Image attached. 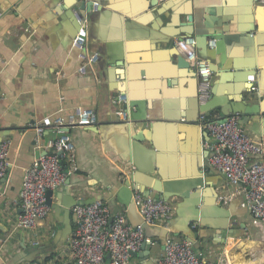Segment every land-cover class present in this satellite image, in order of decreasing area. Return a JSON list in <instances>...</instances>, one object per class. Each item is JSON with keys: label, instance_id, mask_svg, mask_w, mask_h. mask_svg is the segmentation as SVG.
Instances as JSON below:
<instances>
[{"label": "crops", "instance_id": "obj_1", "mask_svg": "<svg viewBox=\"0 0 264 264\" xmlns=\"http://www.w3.org/2000/svg\"><path fill=\"white\" fill-rule=\"evenodd\" d=\"M153 1L0 0V135L10 142V167L0 186V264H76L68 248L77 230L73 210L79 203L103 201L113 214H125L133 227L141 225L132 204L137 190L121 183L123 170L134 172L141 183L135 188L141 190L169 182L171 195H180L184 182L205 180V186L191 193H200L198 209L172 197L171 220L145 229L156 244L134 253L129 264H157L167 240L185 239L188 232L198 234L196 244L206 261L264 264V225L252 223L242 188L231 185L210 162V168L198 171L199 163H206L207 143L213 142L205 123L221 119L222 110L230 114L237 105L233 99L244 106L239 95L243 87L256 97L251 104L259 105L261 112L241 114L242 127L255 141L264 138V9L259 0ZM91 2L99 5L97 11ZM197 5L210 8L209 18L223 17L219 30L225 29V40L214 48L206 37L197 39V54L209 60L213 70L215 94L204 107L197 99L195 69L181 66L175 46L188 36L185 13L194 12ZM76 12L85 21V51L99 56L83 75L73 46L81 29ZM254 65L261 69L259 75ZM120 93L128 102L116 105ZM137 102L143 103V112L133 106ZM77 107L94 109L98 123L69 129L74 151L62 163L73 173L54 192L49 216L34 229H17L25 171L46 154V144L60 136L53 128L38 138L36 125ZM126 110L131 119L158 121L151 129L137 124L130 130L131 123L117 115ZM135 132L149 139L137 144L138 154L131 140ZM157 168L163 180L149 173ZM225 214L231 218L232 235L224 239L217 227ZM194 218L202 222H190ZM242 224L246 227L239 236ZM251 226L259 229L255 238L250 237Z\"/></svg>", "mask_w": 264, "mask_h": 264}, {"label": "built area", "instance_id": "obj_2", "mask_svg": "<svg viewBox=\"0 0 264 264\" xmlns=\"http://www.w3.org/2000/svg\"><path fill=\"white\" fill-rule=\"evenodd\" d=\"M168 1V0H160ZM264 9V0H259ZM98 4L93 5L97 11ZM80 30L73 39V46L79 51L82 65L79 74L87 72L90 64L99 60L98 54H88L87 30L84 17L76 12ZM182 57L196 72L198 77V103L205 106L212 97L213 71L209 60L197 54V40L186 36L175 44ZM209 46L214 48L216 43L210 40ZM253 91L256 88H252ZM1 98V96H0ZM128 102L125 94H118L114 104ZM124 122L129 121V111L117 113ZM205 119H203L204 121ZM220 119L205 123L212 143H207L210 152V165L220 172L231 185L241 187L244 196V206L251 213L252 223L264 225V138L255 141L243 129L239 114L228 116L225 121ZM98 123V115L94 109L77 107L68 115L58 114L47 116L36 125V135L43 137L48 129L55 128L59 133L57 140L46 144L47 152L38 158L26 171L20 192L21 213L16 219L17 229H34L39 221L47 218L51 208L47 202V192H55L61 188L68 175L74 170H65L62 161L66 154L73 152L70 128H85ZM9 141L0 143V180L7 176L10 163L8 161ZM255 161H252L253 159ZM133 201L148 226H155L160 221L169 222L174 214L169 201L154 200L135 192ZM77 230L69 241V253L76 264H129L134 253L141 250L143 245L154 246L156 242L146 235L142 226L133 227L122 213L111 211L103 201L90 204L79 203L74 207ZM157 264H223L206 261L198 255L192 243L186 239L171 237L165 245L164 257Z\"/></svg>", "mask_w": 264, "mask_h": 264}, {"label": "water", "instance_id": "obj_3", "mask_svg": "<svg viewBox=\"0 0 264 264\" xmlns=\"http://www.w3.org/2000/svg\"><path fill=\"white\" fill-rule=\"evenodd\" d=\"M198 3L199 1H202V0H197ZM155 3V0L153 1V4ZM197 2H195L196 4ZM94 5V2H91V6ZM87 7V6H86ZM88 8V7H87ZM209 8V7H208ZM212 11L210 10H206L204 7L202 6H196V9L194 10V12L192 13H185V16H186V20H185V24L183 25V27H186V34L188 36H192L196 38V40L198 39V37H206L207 40H214L215 43H216V46H218V43L219 41H224L225 40V36H224V32H225V29L222 27V30L220 31L219 28H220V22H221V16H211V18L207 17L206 14H209L211 13ZM180 14V13H179ZM181 14H184V13H181ZM174 19V16L172 15L171 16V19ZM198 44V42H197ZM221 45V44H220ZM215 46V47H216ZM179 63L181 64V66H184L185 68H189L190 67V64L188 62H186V60L181 57V60L179 61ZM253 71L255 72V74H258L261 72V69H258V67L256 65H254L253 67ZM212 70V68H211ZM213 71V70H212ZM214 92L212 93V97L209 101H211L214 97ZM239 94V93H238ZM237 94V95H238ZM241 96V101L242 103H244V106H237L239 104L238 102V99H233V100H236L237 102V105L234 106V109L230 112V114H243V115H246V114H256L259 116L260 114V106L258 105H255V104H251L254 102V100H256V97H254V95H252L251 92H248L246 87H243L242 88V91L240 92L239 94ZM238 97V96H237ZM146 104H147V101H146ZM133 106L137 107V112L140 113V112H143V103L141 102H137L136 104H134ZM206 106V105H205ZM204 107V106H203ZM244 107V108H242ZM202 111V107L200 108V112ZM222 116H221V119L219 120V122H223L225 121V119L230 115L229 113H225V110H222ZM205 112H201V115H204ZM130 121H128L129 123H131L132 127L129 126L127 127L128 129L131 130V128H133L134 126H136L137 124H143V125H146L149 129L152 128V124L155 122V121H158V119H149V120H146V119H139V118H133L132 119L130 118L129 119ZM244 123V120H241V125ZM205 126V125H204ZM202 127V128H205V127ZM134 129V128H133ZM207 130V129H206ZM2 139H3V136L0 135V143L2 142ZM131 140L132 142H134L133 144V147H134V151H136V153L138 154V147H137V144L140 143H144L146 140L149 141V139H146L145 138V135L142 133V132H135V134L131 135ZM208 151V150H207ZM44 156V155H43ZM205 157V160H206V163H204V165L202 166L200 163H199V166H198V171L200 172L202 168H210V165L208 164L209 162V158H210V152L208 151L206 155H204ZM140 171H145L144 168H140L139 169ZM158 170L155 169L154 171H151L149 172L150 174L154 175L155 173H157L158 176H160L163 180V174H161V172H156ZM146 174H148L146 171H145ZM120 176L124 177V180L121 182L126 189H134V190H137L136 192H141L145 197H149L151 199H154V200H165V201H169L172 197L176 196L178 197L179 199L183 200L184 202L186 203H189L191 205V207H199V195L200 193H197V194H191V193H194V192H198V188H202L203 186H205V180L202 178H195L191 181H188V182H184L182 185V188H183V191L181 192L180 195H171L170 192L168 191L167 189V185L169 182H166L164 181L162 186L156 184V183H153V185H151V187H146V189L148 188V190H141V187L140 188H135V185L138 183V184H141L139 182V178H138V181L135 179V175H134V172H132L131 170H123L121 171V174ZM3 180V179H2ZM2 180H0V186L2 184ZM172 184V183H171ZM175 185V184H174ZM1 191V190H0ZM1 195V194H0ZM53 195H54V192L52 191H48L47 192V202H48V205L50 207H52L53 205V201H52V198H53ZM1 197V196H0ZM133 206L135 209H137L136 205L134 202H132ZM198 209V208H197ZM138 210V209H137ZM200 211V210H199ZM139 212V211H138ZM195 213V212H193ZM140 214V213H139ZM196 214V213H195ZM141 216V214H140ZM142 217V216H141ZM142 224L139 225V226H142L144 228V230L146 229V227H148V225L145 224L144 222V219L142 217ZM231 218L225 214V217H224V220L223 222L219 223L218 224V229L221 231L220 233V236H222L224 239L227 238L228 235H232V233H228V226H229V223L231 222L230 221ZM192 221H198V222H202V218H194L193 220H191L190 222ZM0 224V231H3V227ZM246 225L245 224H242L241 227H240V234L239 236H241L242 234H244V229H245ZM199 236L197 233L195 234H191V233H187L186 235V240H188L190 243H192V245L194 246V249L196 251V253L198 255H200V250L198 249V246L196 244V241L198 240ZM146 246L148 245H143L142 248H146ZM107 259H110V255H107Z\"/></svg>", "mask_w": 264, "mask_h": 264}, {"label": "rangeland", "instance_id": "obj_4", "mask_svg": "<svg viewBox=\"0 0 264 264\" xmlns=\"http://www.w3.org/2000/svg\"><path fill=\"white\" fill-rule=\"evenodd\" d=\"M258 231L259 229L257 227H252L250 228V237H257L258 236Z\"/></svg>", "mask_w": 264, "mask_h": 264}, {"label": "bare ground", "instance_id": "obj_5", "mask_svg": "<svg viewBox=\"0 0 264 264\" xmlns=\"http://www.w3.org/2000/svg\"><path fill=\"white\" fill-rule=\"evenodd\" d=\"M198 78V77H197Z\"/></svg>", "mask_w": 264, "mask_h": 264}]
</instances>
